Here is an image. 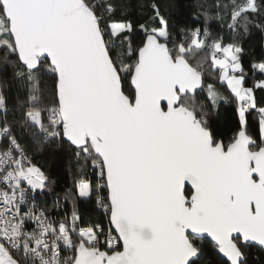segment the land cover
<instances>
[{"label": "snow or ice", "instance_id": "6c2138e0", "mask_svg": "<svg viewBox=\"0 0 264 264\" xmlns=\"http://www.w3.org/2000/svg\"><path fill=\"white\" fill-rule=\"evenodd\" d=\"M168 7L0 0V264H251L264 252V59L248 86L241 43L264 32V0H214L227 38L204 4L200 26L174 24ZM64 145L79 175L98 173L74 187L97 194L106 224L75 203L62 217L37 205L53 181L31 150Z\"/></svg>", "mask_w": 264, "mask_h": 264}, {"label": "trees", "instance_id": "16d2710c", "mask_svg": "<svg viewBox=\"0 0 264 264\" xmlns=\"http://www.w3.org/2000/svg\"><path fill=\"white\" fill-rule=\"evenodd\" d=\"M169 5L167 9V15L169 19L178 26H190L196 23L197 26L205 23L202 12L204 9L199 7L200 4H204L208 8L209 15L212 17L207 21V27L213 33L224 34L227 38V31L223 28L221 23L215 18V12L211 9V5L214 0H165ZM131 17L135 21H142L143 16L141 12L136 9L131 13ZM199 17V19H195ZM141 37H137V42ZM244 48L243 61L245 69L249 72V79L247 85H252L251 78V65L253 62L264 59V32L259 28L253 27L250 32L245 35L241 40ZM215 77L213 76V82ZM217 87L225 95H228L229 90L226 85L217 83ZM14 102L15 92L11 93ZM258 98H264V93L257 91ZM235 105L232 103L225 104L221 108V116L216 121V128L222 139L227 140L235 130ZM2 119V117H1ZM12 119L11 116L8 117ZM258 131V128H257ZM70 150L67 145L61 148L55 149H41L39 147H33L31 150V156L33 162L42 168L53 181L51 187L52 191L36 194V203L40 207H44L48 210L49 214L53 217H62L67 214L71 215L73 203H75L77 210L83 214L86 223L92 221L104 220L107 223V217L103 216L101 209L96 204L97 194L89 198L79 197L75 190V182L78 179L91 180L94 183H98L99 179L96 172L92 169H87L82 175H79L75 167L70 163ZM72 191V197L68 200H64L65 193ZM104 192V191H102ZM106 194V192H104ZM59 197L63 203L60 207H55L54 202ZM251 264H264V252L258 248H253L250 255Z\"/></svg>", "mask_w": 264, "mask_h": 264}, {"label": "built area", "instance_id": "2783aa9c", "mask_svg": "<svg viewBox=\"0 0 264 264\" xmlns=\"http://www.w3.org/2000/svg\"><path fill=\"white\" fill-rule=\"evenodd\" d=\"M0 119H1V117H0ZM97 174V177H98V173H96ZM98 179H99V177H98ZM99 196H104V195H106L104 192H99V194H98ZM102 211V210H101ZM64 255H71V253L70 252H65V253H63Z\"/></svg>", "mask_w": 264, "mask_h": 264}, {"label": "water", "instance_id": "95a60500", "mask_svg": "<svg viewBox=\"0 0 264 264\" xmlns=\"http://www.w3.org/2000/svg\"><path fill=\"white\" fill-rule=\"evenodd\" d=\"M258 248V247H257ZM259 249V248H258Z\"/></svg>", "mask_w": 264, "mask_h": 264}]
</instances>
